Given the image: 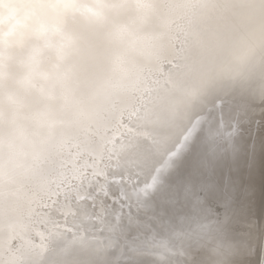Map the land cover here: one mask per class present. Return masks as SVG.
<instances>
[{
	"label": "bare ground",
	"instance_id": "1",
	"mask_svg": "<svg viewBox=\"0 0 264 264\" xmlns=\"http://www.w3.org/2000/svg\"><path fill=\"white\" fill-rule=\"evenodd\" d=\"M263 236L264 0H0V264H263Z\"/></svg>",
	"mask_w": 264,
	"mask_h": 264
},
{
	"label": "water",
	"instance_id": "2",
	"mask_svg": "<svg viewBox=\"0 0 264 264\" xmlns=\"http://www.w3.org/2000/svg\"><path fill=\"white\" fill-rule=\"evenodd\" d=\"M170 92V91H169ZM166 96V95H165ZM164 96V97H165ZM162 104V101L160 102V104H159V106ZM174 104H172V103H167L166 105H165V108H164V114H168V112H171V110H173L174 109V106H173ZM149 110H146V112H148ZM145 112V113H146ZM174 112V111H173ZM154 116H155V113H151V114H144V115H142V117H139V120H138V122H139V125L138 126H136L135 124H133V128L135 127V130H143V131H145L144 133H147V132H149L150 131V133L152 134L153 132H154V130L153 129H151L150 128V126H153V123L154 122H156L155 120H154ZM149 121V122H148ZM148 122V123H147ZM145 124H147V125H145ZM145 125V126H144ZM129 135V134H128ZM128 135H126V136H123L122 137V139H116L117 140V142H116V146H115V148H114V150H113V152L111 153V157H113L114 156V153H116V151H117V149L119 148V143H124L125 141H124V139H125V137H127ZM138 138H140V137H138ZM182 141L183 140H181V143H182ZM120 148H123V147H120ZM170 157V156H169ZM149 184H150V182L147 180L146 182H145V186L140 190V191H138L137 193H135V194H137V196H140L141 194H142V192L143 191H148V186H149ZM132 197H134V194L132 195ZM131 202H132V200H131ZM131 209V207H129V210ZM93 221H92V224H93V231L94 232H92V230H91V232H90V230H87L86 229V233L85 234H87V236H94L95 235V233H96V229H97V226L95 225V223H96V221H95V218H93L92 219ZM56 223H61V222H56ZM66 227H68V226H66ZM71 228H72V230H70V233H69V239H68V241L69 240H72V241H69V242H72L73 244H76V243H78L77 241L78 240H85L86 238L85 237H83V236H81V234H80V232H79V230L77 229V228H75V227H73V226H70ZM67 230L68 229H65V230H63L62 232H64V233H67ZM102 233V232H101ZM79 237V238H78ZM263 264H264V236H263Z\"/></svg>",
	"mask_w": 264,
	"mask_h": 264
}]
</instances>
